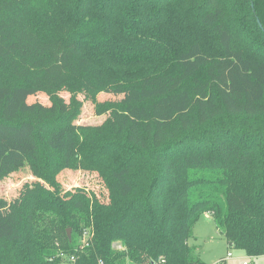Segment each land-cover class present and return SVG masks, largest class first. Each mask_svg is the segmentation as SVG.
<instances>
[{
  "label": "trees",
  "instance_id": "trees-1",
  "mask_svg": "<svg viewBox=\"0 0 264 264\" xmlns=\"http://www.w3.org/2000/svg\"><path fill=\"white\" fill-rule=\"evenodd\" d=\"M78 94L100 124L76 123ZM2 139L35 180L0 216V264H207L204 213L264 255V0H0ZM11 162L0 143V182ZM66 169L103 194L60 195Z\"/></svg>",
  "mask_w": 264,
  "mask_h": 264
},
{
  "label": "rangeland",
  "instance_id": "rangeland-1",
  "mask_svg": "<svg viewBox=\"0 0 264 264\" xmlns=\"http://www.w3.org/2000/svg\"><path fill=\"white\" fill-rule=\"evenodd\" d=\"M65 100L68 99L67 92H60ZM83 101L81 113L76 120L77 124H100L106 114L96 115L93 110V103L89 99H85L83 94L77 96ZM130 95L123 92L104 91L97 95L98 101L120 100L129 98ZM29 100L39 101L48 104L47 96L38 93L36 97ZM97 136V135H95ZM98 141V140H97ZM1 146L12 154V162L9 165L7 175L0 182V216L8 213L18 202L19 196L25 193L32 184L35 177L32 175L30 168L26 165V158L31 156L28 145L22 141H11L8 139L1 140ZM39 147L43 151L46 146L43 142H39ZM59 182L60 195L67 189L75 186H85L96 192L103 194L104 190L95 175L80 170H62L57 175ZM102 197V195H101ZM188 244L194 248V253L207 264H264V255L250 257L243 250L229 248L222 231L216 227L212 217L204 213L200 216L194 228L192 235L188 239ZM230 252L231 256H227ZM61 257V264H70L72 259L62 253H58ZM223 258V259H222ZM133 264V263H128Z\"/></svg>",
  "mask_w": 264,
  "mask_h": 264
},
{
  "label": "built area",
  "instance_id": "built-area-1",
  "mask_svg": "<svg viewBox=\"0 0 264 264\" xmlns=\"http://www.w3.org/2000/svg\"><path fill=\"white\" fill-rule=\"evenodd\" d=\"M84 236H85V233H84ZM227 256H231V253L230 252H228L227 253ZM72 260H73V257H70ZM243 264H248L247 262H243Z\"/></svg>",
  "mask_w": 264,
  "mask_h": 264
},
{
  "label": "water",
  "instance_id": "water-1",
  "mask_svg": "<svg viewBox=\"0 0 264 264\" xmlns=\"http://www.w3.org/2000/svg\"><path fill=\"white\" fill-rule=\"evenodd\" d=\"M258 22H259V21H258ZM67 232H68V234H69L70 230L68 229Z\"/></svg>",
  "mask_w": 264,
  "mask_h": 264
},
{
  "label": "crops",
  "instance_id": "crops-1",
  "mask_svg": "<svg viewBox=\"0 0 264 264\" xmlns=\"http://www.w3.org/2000/svg\"><path fill=\"white\" fill-rule=\"evenodd\" d=\"M223 259V258H222Z\"/></svg>",
  "mask_w": 264,
  "mask_h": 264
}]
</instances>
